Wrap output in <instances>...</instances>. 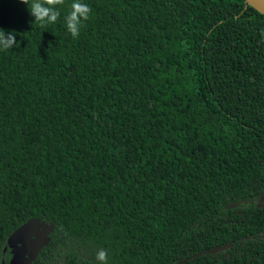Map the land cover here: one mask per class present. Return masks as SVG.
<instances>
[{"label":"trees","instance_id":"obj_1","mask_svg":"<svg viewBox=\"0 0 264 264\" xmlns=\"http://www.w3.org/2000/svg\"><path fill=\"white\" fill-rule=\"evenodd\" d=\"M72 2L42 27L0 0V264L32 217L54 222L33 264H264V15L82 0L74 39Z\"/></svg>","mask_w":264,"mask_h":264},{"label":"water","instance_id":"obj_2","mask_svg":"<svg viewBox=\"0 0 264 264\" xmlns=\"http://www.w3.org/2000/svg\"><path fill=\"white\" fill-rule=\"evenodd\" d=\"M244 2L264 15V0H244ZM235 205L237 203L228 207ZM258 205L264 207V195L260 197ZM53 225V221L46 222L32 217L15 228L6 240L7 248L11 254L7 264H33L42 249L49 244ZM229 245L228 243L215 246L198 254L219 251Z\"/></svg>","mask_w":264,"mask_h":264},{"label":"clouds","instance_id":"obj_3","mask_svg":"<svg viewBox=\"0 0 264 264\" xmlns=\"http://www.w3.org/2000/svg\"><path fill=\"white\" fill-rule=\"evenodd\" d=\"M20 2L28 6V11L34 17V22H38L42 27L57 22L60 17L57 6L64 4V0H20ZM70 9L64 20L67 31L75 39L80 35L83 22L89 20L92 9L82 0H73ZM17 43L15 31L6 33L4 29L0 28V50L12 49ZM95 258L97 264H108L107 252L103 249L97 251Z\"/></svg>","mask_w":264,"mask_h":264}]
</instances>
